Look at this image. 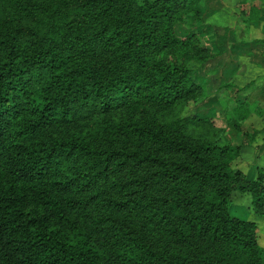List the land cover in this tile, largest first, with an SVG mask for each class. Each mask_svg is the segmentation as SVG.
Wrapping results in <instances>:
<instances>
[{"label": "trees", "instance_id": "1", "mask_svg": "<svg viewBox=\"0 0 264 264\" xmlns=\"http://www.w3.org/2000/svg\"><path fill=\"white\" fill-rule=\"evenodd\" d=\"M206 6L0 0V264H264L232 213L240 193L264 219V170L213 139L251 111L183 115L210 53L175 26Z\"/></svg>", "mask_w": 264, "mask_h": 264}, {"label": "rangeland", "instance_id": "2", "mask_svg": "<svg viewBox=\"0 0 264 264\" xmlns=\"http://www.w3.org/2000/svg\"><path fill=\"white\" fill-rule=\"evenodd\" d=\"M205 2L204 12L193 11L175 26L179 37H198L210 53L204 63H189L192 78L205 87L206 94L199 102L190 103L183 115L226 120L237 107L240 112L250 110L252 115L241 123V132L222 127L213 139L221 145L242 147L233 165L253 180L257 168L264 170V116L256 114L264 112V0ZM252 8L257 9V21L249 20ZM196 130L197 134L204 132ZM250 199L235 194L232 213L258 224L259 243L264 247V219L253 214Z\"/></svg>", "mask_w": 264, "mask_h": 264}]
</instances>
